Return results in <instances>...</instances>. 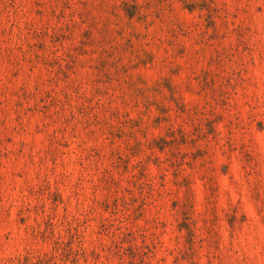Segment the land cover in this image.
Instances as JSON below:
<instances>
[{"label":"rangeland","instance_id":"obj_1","mask_svg":"<svg viewBox=\"0 0 264 264\" xmlns=\"http://www.w3.org/2000/svg\"><path fill=\"white\" fill-rule=\"evenodd\" d=\"M0 264H264V0H0Z\"/></svg>","mask_w":264,"mask_h":264}]
</instances>
